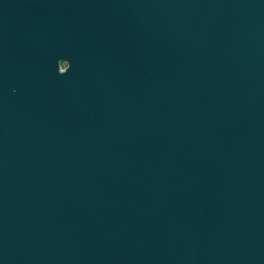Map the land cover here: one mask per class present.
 <instances>
[{
  "label": "water",
  "instance_id": "1",
  "mask_svg": "<svg viewBox=\"0 0 264 264\" xmlns=\"http://www.w3.org/2000/svg\"><path fill=\"white\" fill-rule=\"evenodd\" d=\"M0 264H264V0H0Z\"/></svg>",
  "mask_w": 264,
  "mask_h": 264
}]
</instances>
